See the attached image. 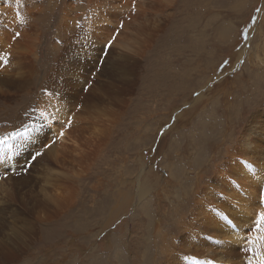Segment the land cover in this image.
I'll list each match as a JSON object with an SVG mask.
<instances>
[{
	"label": "rangeland",
	"instance_id": "obj_1",
	"mask_svg": "<svg viewBox=\"0 0 264 264\" xmlns=\"http://www.w3.org/2000/svg\"><path fill=\"white\" fill-rule=\"evenodd\" d=\"M1 1L0 31L5 30L6 43L11 49L16 45L18 53L13 58L12 52L0 49V55L10 53L11 59L0 74L19 63L36 70V77L32 94L0 102V137L28 128L31 135L37 131V138L45 134L51 142L42 115L53 109L58 115L54 104H65L66 120L71 115L73 122L67 127L71 137L65 139L68 154L60 161L68 169L76 166L80 175V200L75 207L71 201L63 214L68 229L60 232L67 238L55 230L54 221L41 225L58 236L51 242L62 251L31 264H175L176 259L203 264L202 256L209 260L199 248L206 239L215 240L217 231L198 214L202 207L212 213L209 191L220 195L227 185L231 191L225 190L221 201L226 205V194L231 193L244 207L246 189L257 191V180L248 173L238 181L245 172L237 168L235 158L264 167V131L259 129L261 138L243 133L252 118L264 124V0H135L134 12L133 0ZM93 12L96 16L84 19ZM252 16L257 17L256 26L244 40L243 29ZM121 20L124 27L111 49H104ZM17 31L21 36L13 41ZM125 53L130 60L121 58ZM224 60L230 63L221 69ZM72 75L85 80L80 83L83 89L95 82L107 88L96 100L90 90H83L72 103L58 92ZM84 98L92 104L82 105ZM4 110L19 112L7 117ZM10 127L14 132H8ZM45 136L42 143L31 136L29 146L42 145ZM68 186L74 187L65 183L64 197ZM68 191L75 194V189ZM37 192L39 197L45 193ZM233 210L225 213L237 221ZM42 216L35 220H45ZM183 221L197 229L177 231ZM173 243L176 248L170 252ZM220 245L242 251L230 240ZM208 246L219 251L213 243Z\"/></svg>",
	"mask_w": 264,
	"mask_h": 264
},
{
	"label": "bare ground",
	"instance_id": "obj_2",
	"mask_svg": "<svg viewBox=\"0 0 264 264\" xmlns=\"http://www.w3.org/2000/svg\"><path fill=\"white\" fill-rule=\"evenodd\" d=\"M3 3L4 2L0 0V7L2 6ZM8 6L10 7V4ZM1 8H0V10H1ZM4 31H3V33H2V31H0V36H1L0 37V49L2 48L4 52H5V49L7 50V52H10V53L12 52L11 54H12V57L14 58L15 54L18 53L16 51L18 49V47L15 45V47L13 46V49L10 48L9 49L10 51L8 50L9 47H8V43H6L7 39L4 36V34H5ZM126 53L123 56H121V58L123 60H125L126 58L129 57V60H130L131 57L129 55H127L129 52L127 54ZM0 54H2V53H0ZM26 56H28V55H26ZM108 65H109V63H108ZM2 69H4V68H2ZM2 69H0V70H2ZM98 74H101V73H98ZM72 76H75L76 78L72 77ZM72 76H71L69 81L65 80L64 85L61 88H59L58 92L64 93L66 98L73 103L74 101L76 102V100L80 97V95L82 96L81 92L82 93L85 92V91L83 92V88H82L83 86L80 84L82 81L85 82V80L84 79L77 80V76H79V75H72ZM99 76H101V75H99ZM35 77H36V70L30 68V66L28 67L26 64L20 65L19 63H17L15 67L10 68V69H6L5 71L3 70V72L0 74V102H5L9 99L17 100L18 97L22 96V93H25L24 95H26V96L29 93L32 94L31 91L33 92V90L31 87L34 84ZM53 79H55V78H52V80ZM98 80H99V77H98ZM51 83H52V81H51ZM225 83H226V81H225ZM47 84H48V82H47ZM95 84L97 85V82H95ZM96 85L93 86L91 89H89L91 91L89 96L93 97L92 100L98 99L99 96L102 94V92L105 91V89L107 88V86L105 84H103V85L101 84L100 87H96ZM45 86H48V85H45ZM224 89H226V88H224ZM49 91L50 90H48V92ZM58 95H59V93H58ZM107 95H108V93H107ZM88 98H86V99L84 98L85 100L81 101L82 105L92 104L89 102ZM200 98L197 99V102H199ZM78 102H80V101L78 100L77 103ZM65 103H66V101H65ZM33 104H34V102H33ZM56 104H54V108L56 107V109L59 110L58 115H57V111H55V109H53V108L52 109L55 111L56 114L54 113V111L52 113V110H47L51 116L48 117L47 116L48 113L45 115H42V116L46 117L44 123L49 126V128L47 127L46 129L49 132V135L56 140V143H54L50 148L45 150L44 155L37 159V161L33 164L31 170L27 173V175L26 174L19 175L16 178L15 176H17V175L13 174V169L19 170L24 165V162L26 160L30 159L31 154H33L35 151L41 149L42 145L47 142L48 137L45 136V134H44V136L46 138V142L43 143L42 145L38 146L37 148H35V146H33V145L29 146L28 143H29L31 136L34 139L36 138L37 141L40 140V143H42L43 140H45L44 136L39 135L38 136L39 138H37V135H38L37 131L34 133V135H31L32 130H29L28 128H27V130H26V128L23 129L21 126L23 131L21 132L20 136L19 135L18 136H11V139L9 140V144L7 147L0 146V176H4L5 174L7 175V179H0V264H31L33 261L46 262V259L50 255L54 254V252H61L63 247L60 249V247H58V244H53L51 242L52 240L56 239L58 236L53 232H47V229L46 230L41 229V225H45V223L48 220H52L58 225V228L55 230L58 233L63 234V239L67 238L66 234L64 232H60V230L68 229L67 223H65L63 221L64 220L63 216L65 215L64 212L67 209V206H69L70 202L72 201L73 205L75 207L80 200V190H79V185H78V182H80V180H79L80 175H79V171L76 168H74L76 166L68 169V168H65L63 166V165H67V163L65 162L66 164H64V162L61 163V161H60L62 157H64V159H66V156H64V155L68 152L69 148L67 149V147H69V146H66L68 144H66L65 139H67L68 137L69 138L71 137V134H70L71 132H68L67 126H66V117L68 115V114H66L67 113L66 105L64 104L61 106L60 105L56 106ZM5 105H6V103H5ZM40 105L41 104H39L38 106H40ZM44 105H43V107H44ZM91 106H93V105H91ZM40 107H38V108H40ZM33 108H34V106H33ZM0 109H1V107H0ZM18 112H19L18 110H15V111L4 110L3 111V113H5L7 115V117H13L15 115L17 116ZM39 112H41V111H39ZM79 113H80V111H79ZM40 115H39V117H40ZM55 116H56V119H58V120H54ZM26 117H27V115H26ZM39 117H37V118H39ZM79 120H81V118H79ZM5 122H3V124ZM36 122H39V119ZM13 124H14V122H13ZM39 124H40V122H39ZM0 125H2V123ZM62 127L64 130V136L62 138L57 139L56 133L57 132L59 133ZM247 128L248 129L244 130V132H243L244 134L250 133L253 138H256V137L261 138L260 135H262L263 132L259 131V129L264 131V124L262 125L261 123H258L256 118H252ZM12 129H13V127H10L8 132L11 131ZM36 130H38V128ZM11 132H14V129ZM0 133H2V132L0 131ZM2 134H0V135H2ZM50 140L51 139H49L47 143H49ZM24 144H25V146H24L25 151L19 153V151H20L19 147H21ZM74 145L75 144L73 143L72 150L76 151L78 148L74 147ZM24 148L22 150H24ZM62 154H63V156H62ZM73 161L71 160V162H73ZM68 165L70 167L69 163H68ZM259 165L260 166L256 167V169L258 171L256 173H250V174H251V179L252 180L256 179L257 180L256 183L259 184L260 187L262 188L264 186V178H262V174H264V167L262 166V164H259ZM244 175H245V173L239 174L238 181L243 180ZM65 183H72L74 186V187H72V186L65 187V190L67 191L66 197H64V191H63V186ZM69 188L75 189V194L69 192L68 191ZM225 188L226 189H223L222 194H220V195H218L219 192H217V191H214V190L209 191L210 193H212V203H210L211 204L210 208L217 207L224 212L225 211L231 212V211H228V208H234L232 213H233V215L234 214L237 215V217H236L237 221H233V223L238 224V223L246 222L247 216L243 215V213L252 211V209L250 208V205H254L256 200H257L256 189L255 188L246 189L247 190L246 198H248V200L243 199L240 196L244 201V207H242L239 205L238 201L235 199V197L232 196L231 193L226 194V200H225L226 205L223 203V201H221L220 196L223 197L224 193L226 191H231L230 187H227V185H225ZM37 189H39V190L43 189L45 191L44 195L42 194L43 197H39L37 195V193H38ZM76 189L78 190L77 192H76ZM145 191H146L145 187L140 188V190H139L140 196L143 197L145 195ZM203 194L204 193L202 192L201 195H203ZM67 198H72V199L67 200ZM202 199H206V194L203 196ZM44 201H46V202H44ZM42 205H44V207ZM198 205L200 206V203ZM200 209L201 210L198 212V214L200 217H203L202 221L210 227H215L216 231H217V234L213 236V238L215 240H213L212 238H208V239H206L205 242H202V244L200 245V248H199L201 254L209 255V260H213L214 264H246L245 261L246 262L248 261L249 256L252 257L251 256L252 253L251 252L244 253L243 251L237 252V249H235V247H232V245L231 246L225 245V247H224V246L220 245V243L218 244L217 243L218 240H216V236L220 239H223V240H219V241H224V240H230L231 241L232 240V237L229 235V226L219 216H216L215 214L210 213L209 208L202 207ZM256 210L259 211L261 209H256ZM43 213L46 216V219L41 221V222H37L35 220V218L36 217H39V218L44 217V216H42ZM66 214H68V213H66ZM59 219H61V220H59ZM196 219H197V217H196ZM202 221L198 222V220H197L199 225L202 224ZM178 225L179 226L177 228V231H182V229H183L182 232L187 231V232L191 233L192 229H194V228L197 229L196 226H194L191 223L190 224L186 223L185 221H183L182 223L178 222ZM209 231L210 230H204V233L209 234ZM193 232H194V230H193ZM45 234H48V237L42 238ZM71 235H72V239L73 238L76 239L75 234H71ZM195 235H196V233H195ZM67 242H69V240ZM212 243L214 246L217 247V249H219L218 252L214 251V249L211 246H208ZM180 245L183 246V240L180 242ZM245 246H247V244H245ZM175 248H176L175 244L173 243L172 249L170 250V252L174 251ZM184 248L187 249L189 247H184ZM179 251H183V250L180 249ZM207 257L208 256H202L201 257L203 264L205 261H207V259H206ZM196 258H198V257H196ZM224 259L228 260L230 263L224 262ZM193 261L195 262L194 264H200V262H196V260H193ZM174 262H175V264L176 263L183 264L180 261H178L177 259L174 260Z\"/></svg>",
	"mask_w": 264,
	"mask_h": 264
},
{
	"label": "snow or ice",
	"instance_id": "obj_3",
	"mask_svg": "<svg viewBox=\"0 0 264 264\" xmlns=\"http://www.w3.org/2000/svg\"><path fill=\"white\" fill-rule=\"evenodd\" d=\"M97 7H100V5L98 4ZM135 10L136 4L135 0H133L132 11L134 12ZM261 10V8L255 9L256 12H260ZM94 16H96L95 12L91 13V15L89 16L84 17V19H92ZM256 21L257 17L252 16L251 24L243 29L242 35L244 40L248 39L249 29L256 24ZM76 25L77 27L81 26L79 20L76 21ZM123 27L124 23L121 20L118 28L115 29L112 36L108 38L104 43V49H111L116 36L119 34V29H122ZM20 36L21 33L17 31L12 34V40L15 41L19 39ZM8 47L11 48V44H9ZM9 59L10 53H4L3 55H0V68H6L9 65ZM229 63V60H224L219 67L221 69H224L229 65ZM241 63L243 62L241 61ZM90 87L91 85L88 84L83 90L88 91ZM197 95L199 94L197 93ZM79 107L81 106L77 105V110H79ZM72 122V116L69 115L66 120V126L70 128L72 126ZM13 135H20V133L19 131H17L15 133L9 134L8 136L0 137V146L7 147L9 144V140ZM161 135H163V132L161 133ZM63 136L64 130L62 127L57 135V139L62 138ZM54 143H56L55 139H53L50 143L43 144L40 150H37L30 155V159L26 160L24 162V165L19 170L13 169V174L17 176L27 174L31 170L33 164L37 161V159L43 156L45 150L50 148ZM150 150L155 151L156 149ZM235 161L237 168L240 171L245 172V175H248V173H256L258 171L253 167L251 163H249L247 160H241L239 156L235 158ZM229 175H235V172H230ZM262 178H264V174H262ZM0 179H7V175L5 174L4 176H0ZM228 183L231 184L232 181L229 180ZM250 208L252 209L251 212L243 213V215L247 216V221L238 224L233 223L234 218L230 219L228 214L217 207H212L211 212L216 216H219L229 226V235L232 237L231 244L235 245L239 249H242L244 253H252V257H249L247 264H264V191L260 189L259 184H257V200L254 205H250ZM256 209L261 210L257 211ZM113 227H115V225H113ZM217 243H224V241L218 240ZM245 244H247V246H245ZM204 264H214V261L207 260L204 262Z\"/></svg>",
	"mask_w": 264,
	"mask_h": 264
}]
</instances>
